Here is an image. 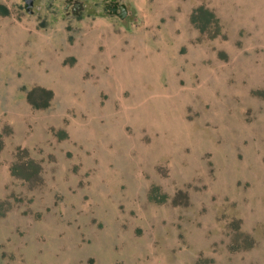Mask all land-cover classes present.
<instances>
[{
    "label": "rangeland",
    "instance_id": "obj_1",
    "mask_svg": "<svg viewBox=\"0 0 264 264\" xmlns=\"http://www.w3.org/2000/svg\"><path fill=\"white\" fill-rule=\"evenodd\" d=\"M0 0V264H264V0Z\"/></svg>",
    "mask_w": 264,
    "mask_h": 264
},
{
    "label": "water",
    "instance_id": "obj_2",
    "mask_svg": "<svg viewBox=\"0 0 264 264\" xmlns=\"http://www.w3.org/2000/svg\"><path fill=\"white\" fill-rule=\"evenodd\" d=\"M25 1V9L28 13H33V6L35 0H24ZM70 3L73 4L72 6V13L78 15L83 9L84 5L81 1L78 0H70Z\"/></svg>",
    "mask_w": 264,
    "mask_h": 264
}]
</instances>
